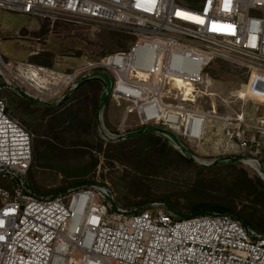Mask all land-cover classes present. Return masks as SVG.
<instances>
[{"label":"built area","instance_id":"obj_1","mask_svg":"<svg viewBox=\"0 0 264 264\" xmlns=\"http://www.w3.org/2000/svg\"><path fill=\"white\" fill-rule=\"evenodd\" d=\"M0 9L134 38L126 51L69 73L9 62L0 51V181L8 184H0V264H264V235L230 213L177 219L163 202L128 210L99 184L41 195L28 181L33 135L4 96L10 90L56 107L96 81L103 138H118L102 120L109 101L125 106V119L136 115L139 127L127 135H160L203 166V156L244 151L264 181V120L251 124L249 94L236 99L234 113L226 99L225 112L198 103L212 97L200 88L214 60L239 62L264 79V0H0ZM248 89L254 94L252 82Z\"/></svg>","mask_w":264,"mask_h":264},{"label":"rangeland","instance_id":"obj_2","mask_svg":"<svg viewBox=\"0 0 264 264\" xmlns=\"http://www.w3.org/2000/svg\"><path fill=\"white\" fill-rule=\"evenodd\" d=\"M133 41L119 30L104 29L92 35L83 25L0 9V51L6 60L41 66L51 73H69L108 54L126 51ZM250 82L254 94L249 92ZM200 90L212 96L198 101L201 108L214 105L218 112H225L222 103L226 99L233 102L229 113L241 108L236 99L248 93L251 124L264 120V79L251 77L239 62L214 60ZM4 94L10 115L33 135L28 181L41 195L57 196L82 185L99 184L111 192L117 206L128 210L163 202L180 219L195 214L199 205L201 212L218 206L264 235V181L244 163L248 155L244 151L203 156L208 165H200L160 135H127L131 127H139V121L136 115L125 119L124 105L115 110L106 105L104 126L118 138L105 139L99 121L101 86L93 81L56 107L25 101L10 90ZM228 158L231 161H223ZM4 182L0 184L8 185Z\"/></svg>","mask_w":264,"mask_h":264},{"label":"trees","instance_id":"obj_3","mask_svg":"<svg viewBox=\"0 0 264 264\" xmlns=\"http://www.w3.org/2000/svg\"><path fill=\"white\" fill-rule=\"evenodd\" d=\"M88 82H91V81H86V82H84V83H82V85L78 88V89H80V88H82L86 83H88ZM93 82H96V81H93ZM98 83V82H97ZM77 89V90H78ZM4 96H5V94H4ZM22 99H24L25 101L27 100L28 101V99H25V98H22ZM108 102L109 101H107V104H108ZM9 110V109H8ZM145 135H155V134H153V133H151V132H149V133H146ZM33 163V162H32ZM32 166V165H31ZM31 169V168H30ZM29 184H30V182H29ZM31 185V184H30ZM32 187V186H31ZM33 188V187H32ZM34 189V188H33ZM199 208H201V206L199 205L198 207H195V210H196V212H195V214H191V215H187L186 217H183V218H190V217H196V216H200V215H203V214H207V213H211V212H224V213H231V212H229V210H227V209H225V208H222V207H218V206H211L210 208L213 210V211H210V212H201V211H197V210H199ZM172 209V208H171ZM173 210V209H172ZM232 215H234V216H237L236 214H232ZM183 218H180V219H183Z\"/></svg>","mask_w":264,"mask_h":264},{"label":"crops","instance_id":"obj_4","mask_svg":"<svg viewBox=\"0 0 264 264\" xmlns=\"http://www.w3.org/2000/svg\"><path fill=\"white\" fill-rule=\"evenodd\" d=\"M111 103H112V102L108 103V106H107L108 108H107V109H110V110L113 109V110H115V107H116V106H115L113 103H112V104H113V105H112Z\"/></svg>","mask_w":264,"mask_h":264},{"label":"bare ground","instance_id":"obj_5","mask_svg":"<svg viewBox=\"0 0 264 264\" xmlns=\"http://www.w3.org/2000/svg\"><path fill=\"white\" fill-rule=\"evenodd\" d=\"M179 83H180V82H179ZM186 87H187V86H186ZM189 91H192V89H191L190 87H188V88L186 89V92L189 93ZM241 95L246 96L245 94H241Z\"/></svg>","mask_w":264,"mask_h":264},{"label":"snow or ice","instance_id":"obj_6","mask_svg":"<svg viewBox=\"0 0 264 264\" xmlns=\"http://www.w3.org/2000/svg\"><path fill=\"white\" fill-rule=\"evenodd\" d=\"M202 22V21H201Z\"/></svg>","mask_w":264,"mask_h":264}]
</instances>
